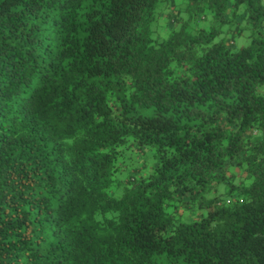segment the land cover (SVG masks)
Segmentation results:
<instances>
[{"label":"trees","instance_id":"16d2710c","mask_svg":"<svg viewBox=\"0 0 264 264\" xmlns=\"http://www.w3.org/2000/svg\"><path fill=\"white\" fill-rule=\"evenodd\" d=\"M228 4L0 0V264H264V192L204 203L228 167L264 178V41L236 51L264 9ZM205 13L232 39L202 47Z\"/></svg>","mask_w":264,"mask_h":264},{"label":"clouds","instance_id":"9594fccd","mask_svg":"<svg viewBox=\"0 0 264 264\" xmlns=\"http://www.w3.org/2000/svg\"><path fill=\"white\" fill-rule=\"evenodd\" d=\"M253 4L255 7H258L260 9H264V0H258V3L256 0H253ZM233 5H237V0H229V4L227 9L223 12V15L228 18V20H232L233 18V13L237 12L239 13L240 16H246L248 14V8H249V0H242L238 4L237 8H233ZM182 8H187L188 5L186 3H181ZM200 7H207V4H201ZM207 17V22L203 24H199V21H197V24H199L200 29H205L209 30V25H211V28L215 30V33L217 35V39L212 41V44H204L202 47H207L210 48L214 44H219L222 40H225L226 38L228 40L232 39V36L230 35V32H234L236 30V24L235 22L231 26H222L221 21L219 19L214 20L213 19V13H205ZM181 19L184 21H187L189 19L188 16H182ZM182 26H177L175 29L176 33H180ZM195 27V25L193 26ZM243 32L244 35L236 41L237 45H244L245 42L247 44H251L253 40H258V41H264V20L260 21L255 28L245 21L244 24H241L239 26ZM200 32L196 31L194 33L193 38L200 36ZM161 43H164V41H161ZM199 51V49H197ZM236 51H239V47L236 48ZM177 52L180 54H185V50L183 48H177ZM173 67H175V63L173 64ZM253 87H256L253 85ZM256 96L261 98V100H264V86H260L256 93ZM115 101H113L114 103ZM111 107V104L109 105ZM114 114L116 116H119V112H115ZM222 116H225L226 114H221ZM262 116H264V112L261 113ZM259 139L261 142H264V131H260L255 133V135L252 137L253 144H255L256 140ZM69 144L72 143V141H68ZM223 147V146H222ZM251 154V153H249ZM261 159H264V156H261ZM235 172V169L228 167L225 169L224 176L226 179L223 180V183L219 182H214L212 185V190L207 192L206 194V201L204 203H211L215 202L213 206V210L215 208H229L234 205V203H239V198L238 196H234V199H226V197L233 193V188L232 186L235 185V190L237 192H247L249 190L253 192H264V178L260 177H251V174L245 175L243 177L240 176L239 173L236 174L235 178L233 177V173ZM118 179L122 180L124 179L123 176L118 177ZM259 182V185L262 187H256L253 188L254 183ZM117 198L121 197V193H117ZM247 198V196L245 197ZM191 208L193 211L191 213H183V210H181V215H178L173 218V224L179 225L180 223L184 224H191L193 222L199 224L202 222L203 216L205 214L200 213L197 211V205L192 204ZM201 217V219H197V217ZM212 228H217V223L216 222H210ZM221 225L223 224V221L219 222ZM174 234V233H173Z\"/></svg>","mask_w":264,"mask_h":264},{"label":"rangeland","instance_id":"374dc122","mask_svg":"<svg viewBox=\"0 0 264 264\" xmlns=\"http://www.w3.org/2000/svg\"><path fill=\"white\" fill-rule=\"evenodd\" d=\"M238 40V39H237ZM236 40V41H237ZM247 44V42H245V44L244 45H246ZM237 45V44H236ZM244 45H237V47H239V49L242 47V46H244Z\"/></svg>","mask_w":264,"mask_h":264}]
</instances>
